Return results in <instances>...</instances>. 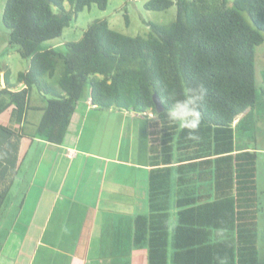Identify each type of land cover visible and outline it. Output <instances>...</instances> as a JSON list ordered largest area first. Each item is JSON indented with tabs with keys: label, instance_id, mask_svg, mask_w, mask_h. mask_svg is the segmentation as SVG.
<instances>
[{
	"label": "trees",
	"instance_id": "1",
	"mask_svg": "<svg viewBox=\"0 0 264 264\" xmlns=\"http://www.w3.org/2000/svg\"><path fill=\"white\" fill-rule=\"evenodd\" d=\"M91 4L105 9L107 0L5 1L1 19L8 41L30 61L17 73L19 90H8L6 77L0 88L13 101L16 119L31 86L46 98L33 136L49 143H63L81 99L89 98L96 110L142 114L151 165L149 210L134 217L133 242L145 246L147 264H168L174 207L173 264H259L258 155L248 145L236 148V134L243 129L239 115L259 103L255 47L264 41V0H148L152 10L175 4L174 19L167 25L147 21L145 35H127L98 18L79 39L60 43L61 49L39 48ZM185 85L206 89L195 138L165 126L168 105L157 110L152 99L153 93L179 97ZM0 129L18 134L2 124ZM244 131L254 140L253 126ZM173 160L180 162L175 168ZM184 171L189 177H182ZM182 255L190 258L178 260Z\"/></svg>",
	"mask_w": 264,
	"mask_h": 264
},
{
	"label": "crops",
	"instance_id": "2",
	"mask_svg": "<svg viewBox=\"0 0 264 264\" xmlns=\"http://www.w3.org/2000/svg\"><path fill=\"white\" fill-rule=\"evenodd\" d=\"M5 74L0 69V88L5 86ZM20 88L11 86L8 90ZM83 102L80 110L75 109L61 144L33 136L43 105H29L28 101L21 120H17L13 101L10 99L5 104L11 112L7 108L5 116L0 115V124L18 134H1L0 129V195H3L0 196V264H147L145 246L133 242L134 217L149 210L151 165L142 114L109 108L103 111L111 122L103 124L98 121L99 110L91 107L90 99ZM34 110L39 112V118L32 120ZM252 110L239 115H244L243 129L254 126L256 118ZM248 136L247 132L237 133L236 148L246 145L252 148L254 140L249 141ZM69 149L75 150V154L70 155ZM179 163L173 160L172 167ZM190 173L184 171L181 175L185 178ZM203 185L206 187V183ZM28 195L30 208L25 201ZM24 208L30 209L29 217L18 233L15 225L26 215ZM175 211L174 207L168 264H173L175 250ZM8 223L11 228L7 226V231H2V225ZM29 224L37 225L36 235L27 231ZM31 240H34L32 247ZM15 246L16 249L9 251ZM190 255L179 256L178 260ZM207 255L204 254L205 260Z\"/></svg>",
	"mask_w": 264,
	"mask_h": 264
},
{
	"label": "rangeland",
	"instance_id": "3",
	"mask_svg": "<svg viewBox=\"0 0 264 264\" xmlns=\"http://www.w3.org/2000/svg\"><path fill=\"white\" fill-rule=\"evenodd\" d=\"M5 1L6 0H0V69L8 71L6 74V81L10 86L20 88L22 84H16L17 73L27 70L30 66V61L29 58L20 56L18 45L10 44L8 41L9 32L1 19ZM147 1L148 0H107L105 9H99L95 4H91L89 7L77 13L76 18L64 28L61 36L40 43L39 48L55 47L61 49V44L64 41L79 39L82 31L88 24L98 18L107 19L111 28L127 35H145L149 31L147 21L167 25L174 19L176 14L175 4L165 10H152L146 8L145 4ZM47 83L50 84L49 79ZM255 85L256 98L259 103L256 104L252 110V116L256 118L253 122L255 136L254 141H252V146L255 148L258 155L256 173L257 189L260 194V205L262 207L259 214L258 256L259 264H264V41L255 47ZM8 101H10L8 92H0V108H2L0 115H2V117L5 116L4 111L7 108V110L11 112L10 106L5 108V104ZM45 101L46 98L37 91L36 87L31 86L29 89V105L41 106L45 104ZM77 105L76 111L80 110L81 106L84 105L83 99H81ZM98 113L99 122L103 124H109L111 122L110 119L104 116L103 110H99ZM31 117L33 118L32 120L35 118L38 119L39 112L35 110L32 111ZM30 127L31 125L29 124L27 129L31 130ZM27 129L25 128L26 131ZM30 130L28 132H30ZM243 132H245L244 129L241 130V133ZM33 187L36 189L35 186ZM25 201L26 207L28 206L30 208V195H28ZM23 211L26 212V215L22 217L23 220H20L19 224L15 225V231L18 233L22 232L24 224L26 223L24 220L28 219L30 209L24 208ZM2 226V231H7V226L11 228L12 225L8 223V225L5 224ZM27 228L30 235H36L38 232L37 225L35 224H29ZM4 243L6 244V242ZM10 243H13V241L11 240ZM29 243L32 247L34 240L29 241ZM5 249L8 248L5 247ZM13 249H16V246L12 247L9 251H13ZM13 255L9 258L11 261L13 260ZM1 259H3V257H1Z\"/></svg>",
	"mask_w": 264,
	"mask_h": 264
},
{
	"label": "clouds",
	"instance_id": "4",
	"mask_svg": "<svg viewBox=\"0 0 264 264\" xmlns=\"http://www.w3.org/2000/svg\"><path fill=\"white\" fill-rule=\"evenodd\" d=\"M206 97V89L203 85H185L182 93L177 97L174 93L160 98L161 103H167L163 124L165 126H178L187 130L190 137L195 138L202 114L200 106Z\"/></svg>",
	"mask_w": 264,
	"mask_h": 264
},
{
	"label": "water",
	"instance_id": "5",
	"mask_svg": "<svg viewBox=\"0 0 264 264\" xmlns=\"http://www.w3.org/2000/svg\"><path fill=\"white\" fill-rule=\"evenodd\" d=\"M152 99H153V102H154L156 109L161 110L162 109V103H161L159 96L156 93H153Z\"/></svg>",
	"mask_w": 264,
	"mask_h": 264
},
{
	"label": "built area",
	"instance_id": "6",
	"mask_svg": "<svg viewBox=\"0 0 264 264\" xmlns=\"http://www.w3.org/2000/svg\"><path fill=\"white\" fill-rule=\"evenodd\" d=\"M68 153H69L70 155H73V154H75V150H73V149H69Z\"/></svg>",
	"mask_w": 264,
	"mask_h": 264
}]
</instances>
